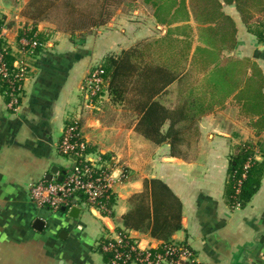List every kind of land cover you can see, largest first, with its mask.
I'll return each instance as SVG.
<instances>
[{
	"label": "crops",
	"instance_id": "obj_1",
	"mask_svg": "<svg viewBox=\"0 0 264 264\" xmlns=\"http://www.w3.org/2000/svg\"><path fill=\"white\" fill-rule=\"evenodd\" d=\"M215 1L229 18L232 31L224 39L229 42L217 45L224 48L221 52L215 51L216 45L205 47L199 41L200 28L209 26L216 31V22H195L189 0H183L187 16L169 27L156 23L151 6L143 0L127 13L118 9L95 37L81 40L83 50L73 48L70 36L55 31L48 22L23 16L28 0H0V46L13 53L22 35L43 46L26 60L27 75L16 110L7 107L5 89L0 86V264H109L99 245L117 234L126 235L141 248L166 242L185 244L203 264H264V172L255 194L241 205L227 194L226 184L230 151L239 141L256 135L248 122L257 117L243 113L245 98L237 95L246 87L245 80L255 77L254 70L261 74L264 95V1L243 13L234 2ZM182 26L186 30L177 29L175 39L190 42L186 77L167 87L158 100L172 109L170 104L179 105L191 94L210 106L197 119L201 121L197 155L172 157L167 144L156 145L133 130L120 129L113 136L109 131L104 141L99 119L85 115L87 109H99L80 92L89 62L98 64L107 54H117L136 40L157 39L167 29ZM219 34L210 35L220 42ZM197 47L216 52V62L208 64L213 56L195 52ZM221 60H229L235 69L231 70L232 81L216 89L207 80ZM74 122L90 158L107 161L115 178L108 215L81 199L76 206L79 214L72 218L69 210L37 208L29 198L31 184L62 180L72 168L58 146L63 129ZM116 136L124 142L115 141ZM111 152L108 161L106 153ZM254 153L255 161L261 162L264 150ZM54 167L57 171L52 174ZM151 180L160 182L169 194L159 196L156 189L161 186ZM157 203L161 210L155 215ZM37 221L42 224L38 228Z\"/></svg>",
	"mask_w": 264,
	"mask_h": 264
},
{
	"label": "trees",
	"instance_id": "obj_2",
	"mask_svg": "<svg viewBox=\"0 0 264 264\" xmlns=\"http://www.w3.org/2000/svg\"><path fill=\"white\" fill-rule=\"evenodd\" d=\"M74 1L28 0L22 10V15L34 22L46 21L49 11L59 8L64 9L72 18V21L62 32L70 37L76 36L77 39L83 40L84 35L93 28L105 26L114 16L116 10L123 7L132 8L139 0H96L95 17L90 11L84 12L80 10ZM226 1L228 3L234 2L237 9L243 13L251 5L260 6L264 0ZM143 2L151 6L152 16L159 25L169 27L172 23L178 20L182 21L187 16L183 0L179 2L177 0H143ZM189 5L195 22L201 24L208 23L211 20L216 22L214 24L216 31L209 26L200 28L199 41L205 47H214L216 45V52L224 50L222 47L218 48L217 45L229 42V40L225 41L224 39H227L229 31H232L228 25L230 24L229 18L219 11L217 2L215 0H189ZM76 16L80 17V24L77 21L76 23L74 22V17ZM1 25L0 23V29ZM177 29L186 30V26L169 28L164 36L152 39L150 41L152 43L149 42L147 44L148 47L157 45L160 49L159 53L167 58L169 63L160 64L158 62L159 58L154 56L156 49L149 48L150 52H147L141 47L143 43L122 50L117 55L107 54L104 56L100 64L93 69L98 68L100 71L101 83L99 84V91L95 96L88 97V99L94 101L106 90L111 102L117 104L131 103L129 105L130 108L132 106L133 112L138 115L135 126L136 131L144 139L156 145L167 144L172 157L182 158L186 155L185 151L190 146V136L196 132L197 119L206 113L210 106L203 104L197 98H192L191 94L187 96L188 98L183 103L176 105L172 109L161 105L158 100L166 92L167 87L186 77L184 72L186 71L185 64L188 58L190 42L176 40ZM209 33L213 37L219 34L223 41L216 42ZM184 38L189 39V36H184ZM261 40L264 43L263 36ZM195 52L205 53L207 57L213 56L210 57L211 59L208 58L210 60L208 64L215 63L217 60L216 52H211L207 48L197 47ZM163 57H160V59H163ZM145 59L149 61L147 62ZM6 60L10 64L13 58L7 56ZM225 62L230 65H224L226 64ZM233 66L234 64L230 63L229 60L219 61L209 74L207 81L216 89L219 86L223 87L225 84H229V79L230 81L233 79V75H231V70L235 69L232 68ZM252 69L254 70V68ZM254 76V78L245 80L246 87L237 96L245 98L241 106L243 113L257 117L255 121L249 122V125L256 131L255 137H259L264 131V95L261 92L263 79L257 70H254ZM0 86L5 89L3 82L0 83ZM230 91L227 92L229 93ZM164 125H166V128L163 131ZM248 149L245 144L235 147L237 151L234 155L229 156L227 167V194L231 195L234 203L239 205L247 203L252 195L255 194L259 188L261 175L264 172V156L261 162H257L254 159L255 153L253 150ZM259 150L262 152L261 149ZM85 153L89 154V147H86ZM151 184L161 186L156 189L159 196L160 193L166 192V194H169V190L165 189L157 180H151ZM167 207V209H171L170 205ZM160 210L161 204L157 203L156 210H153V213L157 214ZM128 220V218H125L124 221L127 226ZM162 224L164 225L163 221ZM162 224H159V227H162ZM105 255L109 259V255Z\"/></svg>",
	"mask_w": 264,
	"mask_h": 264
},
{
	"label": "built area",
	"instance_id": "obj_3",
	"mask_svg": "<svg viewBox=\"0 0 264 264\" xmlns=\"http://www.w3.org/2000/svg\"><path fill=\"white\" fill-rule=\"evenodd\" d=\"M42 48L37 39L25 35L19 38L13 53L7 46H0V83L5 84L10 110H16L21 97L27 75L26 60ZM7 56L13 58L10 64ZM99 73L96 68L85 79L82 89L87 97L99 91ZM86 147L77 123L66 125L58 149L62 156L69 158L72 168L60 181H42L29 186V198L37 208L68 211L82 199L100 214L110 213L115 178L100 158L93 159L85 153ZM99 246L102 253L109 255V264H203L195 259L187 245L180 243L166 242L155 247L148 244L141 248L126 235L117 234L113 239H103Z\"/></svg>",
	"mask_w": 264,
	"mask_h": 264
},
{
	"label": "rangeland",
	"instance_id": "obj_4",
	"mask_svg": "<svg viewBox=\"0 0 264 264\" xmlns=\"http://www.w3.org/2000/svg\"><path fill=\"white\" fill-rule=\"evenodd\" d=\"M95 1L96 0H75L74 2L78 6V8L80 10H83L84 12L90 11V12H92V15L95 17L96 16V12H95V10H96ZM119 9H121V8H119ZM129 11L130 10L127 9L126 7H123L122 8V12L123 13H127ZM115 13H114V16H115ZM71 21H72V18L66 13V11L64 9H60L59 8V9H56V10L49 11L47 13V20L45 22H48L50 25H52L55 31L60 32V33H63L62 30L64 28H66V26L69 25L71 23ZM76 21L78 23L81 21V19H80L79 16L74 17V22L76 23ZM110 21H111V19H110ZM110 27L113 28L114 26H110ZM97 29H100V28H93L91 31H89L87 34H85L84 37H86V39H87L88 35L90 37H95L96 34H97ZM63 34L68 35L66 33H63ZM70 38H71V42H72L73 48L83 50V46H85V44H83V42L80 39H77L76 36L75 37H70ZM151 40L152 39H149V41H146V40L137 41L136 40V41H134L131 44L130 47H134L136 44L143 43L141 45V47L144 48V50H146L147 52H150L149 51V48H155L156 49V52H154V56H155V58L156 57L159 58V61L158 62L160 64L169 63V61L167 60V58L163 57L161 55V53H159L160 52L159 51L160 49L157 47V45L150 46V47L147 46V44ZM150 43H152V42H150ZM119 53H117V54H119ZM117 54L113 53L112 55H117ZM160 57H163V59H160ZM88 59H90V57ZM145 60L147 62L149 61L148 59H145ZM100 62L101 61H99L98 64L97 63H95V64L93 63L92 64L91 61H90L89 63L91 65L89 66V73L95 67H97L100 64ZM85 79H84V81H85ZM83 86H85V84L82 81V84L80 86V92L82 93V95L84 93V91H83L84 89H82ZM101 97L104 98V99H102V100H104V102L102 100H100V99L98 100V98L94 100L95 101L94 103L98 107L99 111H96L95 109H87L88 111L86 110L85 115L86 116H90V117H95V118L99 119V121H100V127L101 128L104 127L103 128L104 129V132H105L104 133V141H106V140L108 141V138H106L105 136H106V133L109 132V131L112 133L111 134L112 136L115 133V131L120 130V129H122L124 131H126V130H133L134 133L139 134L136 131V129H135L138 115L135 112H133L132 106L130 108L129 105L131 103H127L126 102L125 104H117V103L111 102L106 90H104V92L101 95ZM130 97H132V96L130 95ZM99 101H102V103L99 104L98 103ZM96 102L98 104H96ZM174 104L175 103L170 104L169 108L170 107L173 108V105ZM200 122L201 121H198L197 122V124H196V132L192 133V135L189 138L190 146L187 148V152H186V155L189 156V157H191V156L194 157L198 153L197 141H198V137H199L198 132H199V124H200ZM165 128H166V125L163 126V128H162L163 131L165 130ZM261 135H263V132L260 134V136ZM250 138L251 137H249L246 141H242V140L239 141V143L237 145H235L232 148V150L230 151L231 152V155H234L236 153L237 150H235V147H237V146H239L241 144H245L246 147L249 148L248 150H253L254 152H256V150H259V149H261V150L263 149L264 150V139H263L264 137L263 136L260 137V138L259 137H254V136L251 139ZM115 141H118L120 143H123L124 142V138H121V137L116 136ZM204 144H206V142ZM259 145H260V147H259ZM196 150H197V152H196ZM106 154H108L106 156V160L109 161L110 158H112V156H111L112 155V152L111 153H106ZM161 155H163V153H161ZM161 155L158 154L157 156H161ZM120 160H122V158H120ZM106 163H107V161H106Z\"/></svg>",
	"mask_w": 264,
	"mask_h": 264
},
{
	"label": "water",
	"instance_id": "obj_5",
	"mask_svg": "<svg viewBox=\"0 0 264 264\" xmlns=\"http://www.w3.org/2000/svg\"><path fill=\"white\" fill-rule=\"evenodd\" d=\"M56 171H57V169L54 167V168L51 169L50 172H51L52 174H55ZM60 180H61V177H58V181H60ZM61 210H62V211H65L64 208H61ZM78 214H79V209H77L76 207H73V208H71V209L69 210V216L72 217V218H77ZM35 225H36L37 228H38V227L41 226L42 224H41V222H38V221H37V222H35Z\"/></svg>",
	"mask_w": 264,
	"mask_h": 264
}]
</instances>
